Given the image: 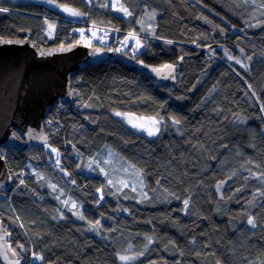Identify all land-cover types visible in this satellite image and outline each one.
Listing matches in <instances>:
<instances>
[{"label":"trees","instance_id":"16d2710c","mask_svg":"<svg viewBox=\"0 0 264 264\" xmlns=\"http://www.w3.org/2000/svg\"><path fill=\"white\" fill-rule=\"evenodd\" d=\"M54 1L110 33L109 44L90 45L120 48L149 67L183 58L182 66L175 86L115 57L84 67L70 78L73 101L54 105L42 122L47 147L0 149L11 183L0 192V221L14 256L22 264H264V0H120L131 16L101 7L111 0ZM0 8L8 9L0 38L80 43L78 23L44 2L0 0ZM151 9L157 15L146 34L138 21ZM45 21L56 25L51 37ZM110 29L120 31L118 46ZM116 112L155 117L160 131L146 137ZM106 147L140 171L146 199L109 185L100 200L104 178L83 167ZM52 182L70 184L87 222L63 208L65 191Z\"/></svg>","mask_w":264,"mask_h":264},{"label":"water","instance_id":"95a60500","mask_svg":"<svg viewBox=\"0 0 264 264\" xmlns=\"http://www.w3.org/2000/svg\"><path fill=\"white\" fill-rule=\"evenodd\" d=\"M113 57L153 81L172 86L176 84V73L183 59L180 58L177 65L165 64L173 65V72L165 69L157 74L152 71L154 67L101 47L82 43L42 45L29 38H0V149L20 151L28 145H43L45 140L40 137L46 134L42 122L48 112L56 104L73 101L71 76L84 67ZM10 187L9 171L0 154V192L5 193ZM0 236L4 237L0 240V253L8 256V261L0 257V263L15 264L18 260L22 264L23 259H17L8 251L10 233L1 221Z\"/></svg>","mask_w":264,"mask_h":264},{"label":"rangeland","instance_id":"374dc122","mask_svg":"<svg viewBox=\"0 0 264 264\" xmlns=\"http://www.w3.org/2000/svg\"><path fill=\"white\" fill-rule=\"evenodd\" d=\"M33 1L44 2L45 4H47L48 6L53 8V10H55L56 12L63 15L67 21L73 22L74 24L78 23L76 26H74L73 30L79 34L80 43L86 44V45H90L91 42H99L102 45L109 44V42L111 40L110 33L108 31H105L102 26L86 25V22H85L86 15L82 11H80L79 9H77V8H75L69 4L59 3V2H56L54 0H33ZM111 2H112V4H117V5L122 4V3H120V0H111ZM57 5L67 6L69 8L76 9V10L80 11L81 13H83V15L80 17L69 16L66 12H64L62 10L61 7H57ZM149 13H154L155 17L157 15V13L154 12L152 9L149 10ZM146 14L144 16L145 20L143 21L144 18L142 19L143 24H140V28L143 29L144 33L148 34V33H152L154 30L155 18H154V20H149L147 18ZM49 23H51V22H49ZM80 30H83V37L81 36ZM93 32L96 33L95 37H93V35H92ZM89 41H90V43H89ZM120 113H125V112H120ZM128 114H130V113H128ZM117 117H119V119L127 127L131 128L132 130H134L137 133H140V134H142L146 137H149V138H153L157 135L156 134L155 136H149L147 134V132L133 128L129 123H127V121L122 116L121 117L117 116ZM134 117L135 118H139V117L148 118L146 116H138V117L134 116ZM157 120H159V119H157ZM159 128H160V124H159ZM106 148L109 149L108 147H106ZM109 150L112 153L110 151H106V149H103L102 152H97L93 157L89 158V160L87 161V163L83 167V170L86 173H92L94 170H98L100 172V174L102 175V177L104 178L105 185L98 190V195L100 197V200H102L105 196L109 195L108 192L105 190L106 186L110 185L111 187H113V189H116V190L119 189L118 193H121L120 190L125 188L124 183H126L128 185L127 188L131 191V193L134 196L142 197L145 194V192H144V188H141L140 183H139L140 179H142L141 174H140V177H137V175H136V172L138 169H135L133 166H131V164L129 162H127L122 156H120L116 152L112 151L111 149H109ZM55 155H56V152H54V156ZM60 171H62V170H60ZM109 181H112V183L110 184ZM52 183H53L52 187L56 188L55 189L56 192L59 191V188H62L65 191V198H63V195H62V199H61V205L63 206V208L68 209L73 215H74V213H78V211H77L78 208L76 205L77 201L74 197L71 196L72 188H71L70 184L67 185V184L63 183V184L58 185L54 182H52ZM133 187L136 188L135 191H133ZM120 196L125 197V198H129L128 194H121ZM116 198H118V196H116ZM65 201H67V203H65ZM73 203L76 205V207L72 206ZM79 208H80L79 209V215L82 216L81 213H82L83 206L81 205ZM60 212L61 211H56L55 215L61 216ZM62 215H63L62 217H56V218L57 219L64 218L65 217L64 212H62ZM74 217L79 221L87 222L84 217H83V220L80 219L77 215H74ZM86 229L90 230L88 225H86ZM133 255H137V254H131V256H133ZM128 256H130V255H128ZM138 258H139V256H138Z\"/></svg>","mask_w":264,"mask_h":264},{"label":"snow or ice","instance_id":"6c2138e0","mask_svg":"<svg viewBox=\"0 0 264 264\" xmlns=\"http://www.w3.org/2000/svg\"><path fill=\"white\" fill-rule=\"evenodd\" d=\"M109 6H111L113 8H116L118 11H122L125 16H131L132 15V13L126 7H124L122 4L121 5H117V4H108V3H106V4L101 5V7H109ZM57 7H61L64 12H66L69 16H72V17H80V16L83 15V13H81L80 11H78L76 9H73V8H69L67 6L57 5ZM7 11H8V9H6V8H0V12H7ZM146 15H147V18L149 20H154V18H155V14L154 13H147ZM138 22L143 24L142 20L138 21ZM45 23L47 24V34H48L49 37H51L53 31L55 30L56 25L48 23L47 21H45ZM80 31H81V36L83 37V30H80ZM92 35H93V37H95L96 33L93 32ZM128 37H131L132 39L136 40L137 49H139L141 47V41L139 39H136V34L134 32H129ZM127 39L128 38L126 37L125 41H123L122 43H124L126 45L127 44ZM8 43H11V41H8ZM89 43H90V41H89ZM168 43H171V41H168ZM61 50H64V49L61 48ZM115 50L117 52L121 51L120 48H117ZM41 54L43 55L45 53L42 52ZM228 58L232 59L233 57L229 56ZM236 62L240 63L239 60H237ZM165 69L169 73H171V72L174 71V66L173 65H164L161 68H153L152 71H154L157 74H159L160 72H163ZM165 78H167V77H165ZM85 106H87V105H85ZM115 115L122 116L127 121V123H129L133 128H135L137 130L145 131V132H147V134L149 136H155L160 131V128H159L160 121L157 120L155 117H148V118L139 117V118H135L132 114L120 113V112H116ZM174 123L178 124L179 121L175 120ZM40 138L45 140V146L47 147L48 146L47 143H46L47 138L46 137H40ZM51 151L52 152H56L57 156H59V153L57 152V150L55 148L51 149ZM136 175H137V177H140V171L139 170H137ZM21 183H23V181H21ZM109 183L111 184L112 181H109ZM139 183H140L141 188H143L144 185H143V180L142 179H140ZM158 183H159V181H158ZM127 186L128 185L126 183H124V187H127ZM135 190H136V188L133 187V191H135ZM118 191H119V189H118ZM144 198L145 199L147 198V194L146 193L144 194ZM65 203H67V201H65ZM184 205H185V208L188 207V201L187 200L184 201ZM72 206L76 207V205L74 203H73ZM74 215H77L80 219H83V217L80 216L79 213H74ZM248 223L252 224L253 226H255L254 223H253L252 218H249ZM99 224H100V221H96L95 225H93V227H97V226H99ZM5 235H8V233L5 232ZM3 238H4L3 236H0V240H2ZM146 239L148 240V244L152 243V238L151 237H146ZM18 247H20L22 249L23 245H19ZM145 248H147V245L145 246ZM8 251H11L13 255H16L15 250L12 249L10 246L8 247ZM143 254H144L143 252H140L137 255H133V256L119 255L118 259L120 261H122V262H129V261L136 260L138 258V256H142ZM0 257H2L5 261H8V256L6 254L0 253ZM39 258L40 257H37V259H39ZM15 264H19V261L17 260L15 262Z\"/></svg>","mask_w":264,"mask_h":264},{"label":"clouds","instance_id":"9594fccd","mask_svg":"<svg viewBox=\"0 0 264 264\" xmlns=\"http://www.w3.org/2000/svg\"><path fill=\"white\" fill-rule=\"evenodd\" d=\"M111 31H112V29H110ZM113 32V31H112ZM115 38V37H114ZM118 39H119V37H118ZM202 51V50H201ZM110 52H112V54H114V53H119V52H116L115 51V49H112V50H110ZM203 53H204V57H205V59H208V58H215V56L213 55V54H211L210 52H208V51H205V50H203Z\"/></svg>","mask_w":264,"mask_h":264},{"label":"built area","instance_id":"2783aa9c","mask_svg":"<svg viewBox=\"0 0 264 264\" xmlns=\"http://www.w3.org/2000/svg\"><path fill=\"white\" fill-rule=\"evenodd\" d=\"M113 33H114V43L116 46H118L120 44V40L118 39V34L120 33L119 29H112Z\"/></svg>","mask_w":264,"mask_h":264}]
</instances>
